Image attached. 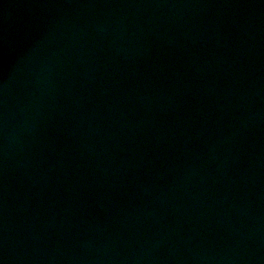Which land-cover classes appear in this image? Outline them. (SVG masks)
Masks as SVG:
<instances>
[{
	"label": "water",
	"instance_id": "95a60500",
	"mask_svg": "<svg viewBox=\"0 0 264 264\" xmlns=\"http://www.w3.org/2000/svg\"><path fill=\"white\" fill-rule=\"evenodd\" d=\"M0 264H264V0H0Z\"/></svg>",
	"mask_w": 264,
	"mask_h": 264
}]
</instances>
